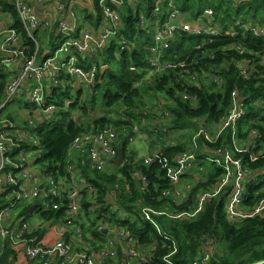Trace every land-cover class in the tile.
<instances>
[{
    "label": "built area",
    "instance_id": "obj_1",
    "mask_svg": "<svg viewBox=\"0 0 264 264\" xmlns=\"http://www.w3.org/2000/svg\"><path fill=\"white\" fill-rule=\"evenodd\" d=\"M6 1H11L21 27L36 45L34 53L28 56L13 22L7 29H0V66L9 71L16 69L12 79L6 72L4 99L0 103V246L3 251L4 243L9 244L17 255V264H153L151 259L157 245L142 244L140 238L145 231H135L120 223L127 221L133 225L138 218L170 243L171 252L162 262L174 264L172 256L177 245L172 234L161 227L159 218L193 221L207 204L224 194L222 212L229 222L264 216V198L248 205L246 194L248 187L261 185L264 169L251 170L245 163L264 159V138L258 135L257 128H248L243 123L253 108L259 113L250 118L249 124L264 120V99L241 98L235 91L217 124L205 118L193 120L194 151L200 141L213 144L224 134L229 135V140L211 150L206 158L221 170L217 184L211 190L199 191L191 204L189 194L204 180L200 161H196L194 153L168 159L156 146L142 160L146 165L157 159L163 164L168 184L161 196L168 201L167 207L137 204L127 213L117 202L118 186L108 192V203L93 202L87 208L82 205L84 198L91 199L97 189L78 167L77 159H84L83 165L90 175L93 172L115 175V160L122 144L129 147L139 139L144 143L152 139L160 146L163 137L174 132L170 130L173 115L161 101L144 104L148 118L126 116L127 125L121 130L106 128L74 137L66 153L64 178L53 176L40 165L37 169L32 166L36 160L29 158L37 152L34 148L38 142L33 135L36 126L55 119L60 110L67 111L69 107L66 101L60 109L56 104L58 97L93 87L99 81L98 73L111 67V58L119 59L122 53L131 55L136 50L135 56L143 58L144 70L149 73L147 80L172 71L188 74L189 68L197 64L190 52L218 39H234L239 35L249 34L264 41V23H251L237 15L218 18L214 5L191 18L190 13L182 10L179 0H69L64 4L62 0ZM223 1L237 10L249 0ZM34 5L41 11L40 18L33 10ZM5 11L0 6V18L9 15ZM125 18L132 20L129 27ZM50 38L56 44H48L44 48L46 54L37 59L39 44L49 43ZM236 51L240 55L245 53L241 44ZM178 52L186 55L184 60H175ZM129 70L140 72L134 65ZM251 73L249 65H240V76L247 78ZM199 77L187 75L195 85H200ZM208 78L215 86L223 83L218 75L210 74ZM188 99L185 95L184 100ZM7 110L26 114L23 126L15 127L3 118ZM204 150L208 152L207 148ZM133 175L144 192L148 186L145 176ZM261 192L264 193L262 189L255 190L252 196ZM186 204L188 207H183ZM32 206L35 208L29 214ZM102 206H110L112 216L98 214ZM35 214L40 217L38 222L29 220ZM43 214L53 217L46 219ZM90 222L96 223L92 230ZM214 252L221 250L208 242L194 254L190 264H207Z\"/></svg>",
    "mask_w": 264,
    "mask_h": 264
},
{
    "label": "trees",
    "instance_id": "obj_2",
    "mask_svg": "<svg viewBox=\"0 0 264 264\" xmlns=\"http://www.w3.org/2000/svg\"><path fill=\"white\" fill-rule=\"evenodd\" d=\"M183 10H188L190 6L188 0H179ZM199 1V0H198ZM223 0L210 1L209 7L215 6L217 16L221 13V5ZM0 6L5 9L12 18L13 27L22 39L23 46L27 48L28 56L32 55L36 49V45L32 43L27 33L21 27L17 13L12 8L11 1L0 0ZM199 8V7H198ZM191 14L192 18L201 11ZM237 17L241 16L248 20L260 21L264 23V0H249L245 5L237 9ZM223 17L227 18V14L223 12ZM125 24L129 27L132 23L131 19L125 18ZM56 44L52 38L46 46ZM243 45L245 53L240 55L236 51V46ZM44 43L39 45L40 50L37 59H41L44 55ZM136 50L133 54L122 53L119 62L108 71L98 73V82L90 87L92 92L99 86L100 81L107 77L109 88L103 92V104L106 108H114L116 113L124 118L114 119L107 116H101L92 119L84 126L75 122L71 116L72 110L78 105L76 99L72 100L68 92L61 94L56 100V104L60 109L64 108L63 99H67L69 107L67 111L60 110L55 119L44 121L36 126L33 130L38 146L34 148L38 152L36 155V163L41 166L44 171L51 173L53 176L64 178L66 176V153L70 143L77 135L86 131L104 130L106 128H114L121 130L127 125L125 117L148 118V113L143 110V96H150L152 102L161 101L164 107L173 115L170 130L172 131H189L182 135L183 142L176 145H167L160 148L162 156L172 159L180 154L194 153L196 161H200L204 168V180L197 185L189 194L188 204H191L193 198L199 191L211 190L217 184V180L221 175V170L212 163H203V158L210 157V151L224 145L229 140V135L224 134L213 143L198 142V149H192V135L196 132L193 120L205 118L210 123L217 124L222 115L225 114L231 103L232 92H237L241 98L251 97L253 99H264V41L251 38L249 34L239 35L234 39L222 38L217 41L206 44L201 50L190 52V57L197 61L194 67L189 68L188 74L200 76V85L193 84L188 78L187 73L178 71L168 72L160 77L143 81L148 73L144 70L143 58L136 57ZM213 55V59L211 56ZM134 56V57H133ZM133 57V58H132ZM186 55L178 52V58L175 60H184ZM247 64L252 68V73L247 78H243L239 74L241 64ZM130 65L136 66L139 73L129 70ZM215 74L223 79L220 86H215L209 82L208 76ZM7 82V74L5 68L0 66V103L4 99V89ZM141 83V84H140ZM141 85V87H140ZM90 90V91H91ZM188 96V100H184V96ZM81 96L79 91L77 97ZM150 103V101L146 102ZM88 103L81 105L80 110L86 114ZM89 107V106H88ZM136 109L138 112L136 113ZM259 111L253 108L249 111L243 123L248 128H257L258 135L264 138V120L260 119L253 124H249L250 118L255 116ZM239 136H242L239 134ZM153 145V144H151ZM207 148L208 152L204 149ZM204 150V152H203ZM123 163L120 167H116L115 175L93 172L91 175L83 168V173L89 183L94 185L97 193L91 199L85 197L82 201L84 208L89 204L108 203V192L118 186L116 191V199L118 204L125 212H129L136 208L137 204L145 205L150 208L167 207L168 201L161 196L163 189L167 187L166 170L159 159L151 164H144L141 159L134 163L135 153L129 152L128 146L122 144ZM130 154V157L128 155ZM208 157V158H209ZM251 170L264 169V159L255 162L247 160L245 162ZM81 165V163H79ZM80 165H78L80 167ZM133 173L145 176L148 186L144 192L140 191L141 184ZM259 187L250 186L247 190L248 201L250 205L254 200L256 203L264 198V193L258 196H252L253 192L260 190ZM226 194L219 199L213 200L206 205L204 211L193 221L183 222L174 221L161 217L158 219L162 228H166L176 242L177 251L172 256L174 264H190L194 254L206 243H211L216 249L221 247L217 243H224L221 252H214L207 264H254L264 261V216L246 219L242 222H229L223 212L222 203ZM96 197L94 200L93 198ZM187 208L186 206H183ZM120 210V208H119ZM87 212L86 209H84ZM107 214L111 212L110 206H102L98 214ZM59 217L60 213L56 214ZM46 219H51L52 214H43ZM116 217V214L113 216ZM115 221V220H114ZM120 222V221H119ZM125 227L133 230L145 231L141 236L142 244L155 243L156 251L152 257L153 264H164L163 257L171 252L170 243L163 241L159 235L151 230L148 223L137 219L133 225L127 221L120 222ZM95 222H90L89 230L95 226ZM3 254L0 257V264H17V255L10 248L7 242L3 246Z\"/></svg>",
    "mask_w": 264,
    "mask_h": 264
},
{
    "label": "rangeland",
    "instance_id": "obj_3",
    "mask_svg": "<svg viewBox=\"0 0 264 264\" xmlns=\"http://www.w3.org/2000/svg\"><path fill=\"white\" fill-rule=\"evenodd\" d=\"M215 1V0H214ZM218 1V0H216ZM223 4L221 5L220 9H221V13L218 14V18L223 16V12H225L227 15H230L231 18H234V16H236V12L237 10L235 8H232L229 6V4L225 1L222 2ZM187 4L190 6V8L188 9L191 13H195L198 12L199 8L201 7V11L199 13H201L206 7L209 6L208 0H188ZM216 6V4L214 5V7ZM199 7V8H198ZM198 13V14H199ZM239 18H243L241 16H239ZM227 19V18H226ZM248 20L251 23H258V24H263L260 21H252L250 18H248ZM195 41H193L194 43ZM110 58H108L109 60ZM111 61H109L111 63V69L113 70L114 67L119 60L118 59H110ZM149 73L145 76L148 77ZM147 78H145L143 81H146ZM141 84V83H140ZM141 87V85H140ZM106 88H109V84H108V80L107 77H105L102 81H100L99 86L96 88V90L94 92H90L91 88H85L82 91V94L80 96V98L77 100L78 105L72 110L71 112V116L75 119V122L79 125L84 126L85 129H87V124L91 122L92 119H97L101 116H107L110 118H114V119H119V118H124L122 115H118L116 113V111L114 110V108L110 109V108H106L103 104V92L105 91ZM152 98L150 96H143V103L147 104L146 102L150 101V103H152ZM85 103H88L87 107V112L86 114L82 113V111L80 110V106L83 105L85 106ZM89 106V107H88ZM3 118H5L8 122H10L11 124H13L15 127H21L23 126V124L25 123V118H27L28 116L26 114L20 113V112H9V110L6 111V114L2 116ZM9 119H7V118ZM195 131H196V127H195ZM189 131H183V132H178V131H174L171 134L164 136L163 137V141L161 143V145L159 146V144L157 142H152L151 140H147L149 141V143H144L143 141H139L137 140L135 143H132L129 147L128 150L129 152L135 153L136 155V160L137 162L140 161L141 159L145 158L150 152H152L153 149L156 148L160 150V148L162 147H166L167 145H176L180 142H183L184 140L181 138L183 134H187ZM194 135V134H193ZM192 135V137H193ZM153 144V146L151 145ZM38 152L33 153L32 156H30V160H36ZM128 157H130V154L128 155ZM36 162V161H35ZM201 162L203 163H208V161L206 160V158H203L201 160ZM32 166L36 167L37 169H39V165L38 164H32ZM259 184V182H258ZM261 189L264 192V180L261 182ZM33 222H38L40 220V217L38 214H35L34 216H31L30 219ZM217 246L221 247L222 249L224 248V243H217ZM220 248V250H221ZM2 247L0 246V257L2 256ZM20 259H18L19 261Z\"/></svg>",
    "mask_w": 264,
    "mask_h": 264
},
{
    "label": "crops",
    "instance_id": "obj_4",
    "mask_svg": "<svg viewBox=\"0 0 264 264\" xmlns=\"http://www.w3.org/2000/svg\"><path fill=\"white\" fill-rule=\"evenodd\" d=\"M181 3V2H180ZM216 6H220L219 4L218 5H216ZM33 10H34V12H35V14L38 16V18H40L41 17V11H40V9H39V7L38 6H36V5H34V7H33ZM183 10V9H182ZM183 11H186V12H188V13H190V17H191V14H193V13H191L189 10H183ZM192 18V17H191ZM12 19H11V17L8 15V16H6V15H4V16H2L1 18H0V29H7L10 25H12ZM41 43H44V45H43V49L44 48H46V42H41ZM41 43L39 44V45H41ZM111 68V67H110ZM110 68H108V69H110ZM108 69H106V71H108ZM7 73H8V76L10 77V79H12L13 77H15V75H16V69L15 68H10V71L9 70H5ZM81 92V94H82V91H83V89L82 90H78V91H76V92H73V93H70L69 92V94H70V96H71V98H72V100L73 101H75L76 99H79L80 97H77V94H78V92ZM91 93H92V90L90 91ZM60 97V96H59ZM63 102H66L67 101V99H63L62 100ZM68 102V101H67ZM68 106H69V104H68ZM139 141H141L140 139H139ZM79 163H81V165H83V163H84V159L83 158H78L77 159V165H80ZM79 167V166H78ZM81 170H83V168H85V166L83 165L82 167H79ZM85 170H86V168H85ZM87 172V171H86ZM88 173V172H87Z\"/></svg>",
    "mask_w": 264,
    "mask_h": 264
},
{
    "label": "water",
    "instance_id": "obj_5",
    "mask_svg": "<svg viewBox=\"0 0 264 264\" xmlns=\"http://www.w3.org/2000/svg\"><path fill=\"white\" fill-rule=\"evenodd\" d=\"M67 1H69V0H62V4H64V3L67 2ZM44 54H46V52H45ZM104 71H105V70H101V73H103ZM122 163H123V154H122V151L119 150V151H118V157H117V159L115 160V165H116V167H120V166L122 165ZM34 208H35V206H32V207L29 209L28 213L31 214L32 211L34 210ZM254 264H264V261L257 262V263H254Z\"/></svg>",
    "mask_w": 264,
    "mask_h": 264
}]
</instances>
